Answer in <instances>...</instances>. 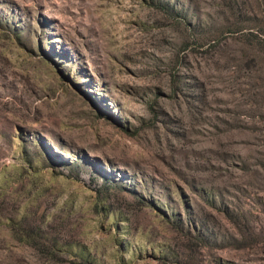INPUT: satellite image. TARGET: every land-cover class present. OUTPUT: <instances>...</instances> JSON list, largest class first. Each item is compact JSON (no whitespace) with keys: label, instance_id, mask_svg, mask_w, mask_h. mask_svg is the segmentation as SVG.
Instances as JSON below:
<instances>
[{"label":"rangeland","instance_id":"rangeland-1","mask_svg":"<svg viewBox=\"0 0 264 264\" xmlns=\"http://www.w3.org/2000/svg\"><path fill=\"white\" fill-rule=\"evenodd\" d=\"M0 264H264V0H0Z\"/></svg>","mask_w":264,"mask_h":264}]
</instances>
